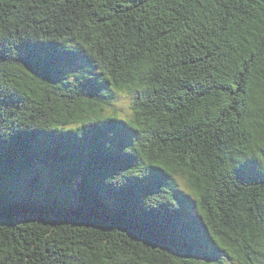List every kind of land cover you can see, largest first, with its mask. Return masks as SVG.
I'll use <instances>...</instances> for the list:
<instances>
[{
  "label": "trees",
  "instance_id": "obj_1",
  "mask_svg": "<svg viewBox=\"0 0 264 264\" xmlns=\"http://www.w3.org/2000/svg\"><path fill=\"white\" fill-rule=\"evenodd\" d=\"M34 171L77 204L0 205V264H264V4L0 0V173Z\"/></svg>",
  "mask_w": 264,
  "mask_h": 264
},
{
  "label": "rangeland",
  "instance_id": "obj_2",
  "mask_svg": "<svg viewBox=\"0 0 264 264\" xmlns=\"http://www.w3.org/2000/svg\"><path fill=\"white\" fill-rule=\"evenodd\" d=\"M78 70V69H73ZM72 71V69H71ZM130 97L125 93H113L109 106L106 111L110 114L114 110V115L118 119H124L129 115L130 110ZM38 182L35 186H22L20 181L25 177L22 174H8L2 175L0 173V205H6L11 201H31L41 205H53L58 207L72 206L77 204L74 194L61 188L56 181V176L53 178L51 175L44 176V174L34 171L33 174ZM54 179V182L52 179ZM178 186L184 192L190 193L187 185L184 183L183 178L176 177ZM190 215H195L196 212L193 208L189 209ZM201 226V225H200ZM227 264H238L235 261L228 262Z\"/></svg>",
  "mask_w": 264,
  "mask_h": 264
},
{
  "label": "water",
  "instance_id": "obj_3",
  "mask_svg": "<svg viewBox=\"0 0 264 264\" xmlns=\"http://www.w3.org/2000/svg\"><path fill=\"white\" fill-rule=\"evenodd\" d=\"M259 2H261L262 4H264V0H258Z\"/></svg>",
  "mask_w": 264,
  "mask_h": 264
}]
</instances>
